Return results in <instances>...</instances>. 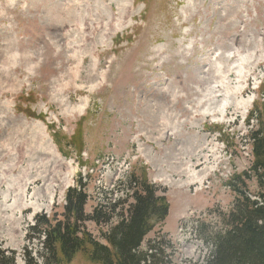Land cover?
I'll use <instances>...</instances> for the list:
<instances>
[{
    "label": "rangeland",
    "instance_id": "374dc122",
    "mask_svg": "<svg viewBox=\"0 0 264 264\" xmlns=\"http://www.w3.org/2000/svg\"><path fill=\"white\" fill-rule=\"evenodd\" d=\"M263 103L264 0H0V248L22 264L29 246L42 264L43 239L28 243L27 230L36 216L63 220L80 180L86 214L113 211L108 225L85 223L104 243L135 175L170 204L143 247L162 231L173 264L204 263ZM256 106L261 123L246 126Z\"/></svg>",
    "mask_w": 264,
    "mask_h": 264
},
{
    "label": "trees",
    "instance_id": "16d2710c",
    "mask_svg": "<svg viewBox=\"0 0 264 264\" xmlns=\"http://www.w3.org/2000/svg\"><path fill=\"white\" fill-rule=\"evenodd\" d=\"M257 111L261 123L262 111L258 106ZM250 139L253 163L247 172L229 183L236 197L231 211L222 216L224 229L209 235L214 252L202 264H264V130L251 132ZM251 179L256 180L259 188L255 196L248 192L246 184ZM79 184L65 194L63 220H58L57 215L36 216L27 230L28 243L44 238L42 264H70L77 255H83L89 264H173L176 248L162 231L143 247L147 236L162 228L169 215L170 205L163 190L145 176H133L129 181L131 188L135 185L132 203L119 215L118 222L103 233L102 243L88 232L85 223L108 225L113 211L96 207L86 214L89 197L81 181ZM21 257L22 264H39L29 246ZM18 262L16 251L0 248V264Z\"/></svg>",
    "mask_w": 264,
    "mask_h": 264
},
{
    "label": "bare ground",
    "instance_id": "6f19581e",
    "mask_svg": "<svg viewBox=\"0 0 264 264\" xmlns=\"http://www.w3.org/2000/svg\"><path fill=\"white\" fill-rule=\"evenodd\" d=\"M129 4H130V3H129ZM124 6H126V5H124ZM125 15H128V14H125ZM75 35H76V34H75ZM216 88H217V87H216ZM223 112H224V111H223ZM49 143H50V145H51V142H49ZM36 162H37V161H36ZM36 162H35V163H36ZM10 210H12V208H11Z\"/></svg>",
    "mask_w": 264,
    "mask_h": 264
}]
</instances>
